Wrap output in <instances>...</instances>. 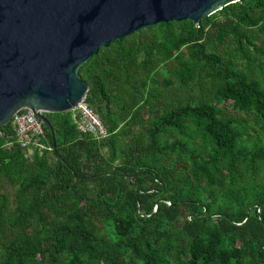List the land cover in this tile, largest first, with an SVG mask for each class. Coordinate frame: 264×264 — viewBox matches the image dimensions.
<instances>
[{
  "label": "trees",
  "instance_id": "trees-1",
  "mask_svg": "<svg viewBox=\"0 0 264 264\" xmlns=\"http://www.w3.org/2000/svg\"><path fill=\"white\" fill-rule=\"evenodd\" d=\"M262 73L264 0L99 46L78 74L104 136L44 112L28 159L0 126V264H264Z\"/></svg>",
  "mask_w": 264,
  "mask_h": 264
},
{
  "label": "water",
  "instance_id": "water-1",
  "mask_svg": "<svg viewBox=\"0 0 264 264\" xmlns=\"http://www.w3.org/2000/svg\"><path fill=\"white\" fill-rule=\"evenodd\" d=\"M234 1L0 0V126L29 108L54 146L44 112L85 100L87 82L78 68L99 46L158 21L188 18L197 25Z\"/></svg>",
  "mask_w": 264,
  "mask_h": 264
},
{
  "label": "built area",
  "instance_id": "built-area-1",
  "mask_svg": "<svg viewBox=\"0 0 264 264\" xmlns=\"http://www.w3.org/2000/svg\"><path fill=\"white\" fill-rule=\"evenodd\" d=\"M71 111L79 131L89 132L96 137L106 134L104 125L85 100L77 102ZM9 121L15 133V140L23 148L26 158L30 159L34 150L40 152L46 147L42 141L43 124L29 108L15 110Z\"/></svg>",
  "mask_w": 264,
  "mask_h": 264
},
{
  "label": "rangeland",
  "instance_id": "rangeland-1",
  "mask_svg": "<svg viewBox=\"0 0 264 264\" xmlns=\"http://www.w3.org/2000/svg\"><path fill=\"white\" fill-rule=\"evenodd\" d=\"M257 75H261V74H259L258 72H257ZM262 79H263V82H264V74L262 73ZM234 116L235 117H241V116H244L245 117V119H246V121H247V124L251 121V116H250V114H239V113H236V114H234ZM261 137H263V136H261ZM262 140H263V138H262ZM250 141H252L251 139H250ZM261 173H264V168L262 169V171H261Z\"/></svg>",
  "mask_w": 264,
  "mask_h": 264
}]
</instances>
